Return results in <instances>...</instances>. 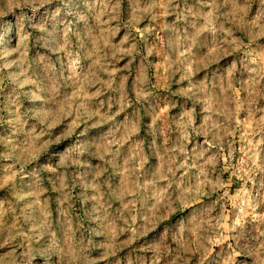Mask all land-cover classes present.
Wrapping results in <instances>:
<instances>
[{
    "label": "rangeland",
    "instance_id": "374dc122",
    "mask_svg": "<svg viewBox=\"0 0 264 264\" xmlns=\"http://www.w3.org/2000/svg\"><path fill=\"white\" fill-rule=\"evenodd\" d=\"M0 264H264V0H0Z\"/></svg>",
    "mask_w": 264,
    "mask_h": 264
}]
</instances>
